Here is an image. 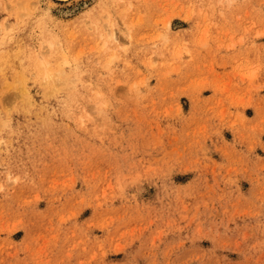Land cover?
<instances>
[{
  "label": "rangeland",
  "instance_id": "374dc122",
  "mask_svg": "<svg viewBox=\"0 0 264 264\" xmlns=\"http://www.w3.org/2000/svg\"><path fill=\"white\" fill-rule=\"evenodd\" d=\"M54 2L0 0V264H264V0Z\"/></svg>",
  "mask_w": 264,
  "mask_h": 264
},
{
  "label": "bare ground",
  "instance_id": "6f19581e",
  "mask_svg": "<svg viewBox=\"0 0 264 264\" xmlns=\"http://www.w3.org/2000/svg\"><path fill=\"white\" fill-rule=\"evenodd\" d=\"M39 1H41V3H42V0H39ZM54 1H59V2H66V1H68V0H54ZM53 0H51V5L53 4V3H56V2H54ZM35 3H36V0H35ZM34 3V4H35ZM39 3V2H38ZM37 4V3H36ZM48 4H50V3H48ZM40 5V4H39ZM47 7H48V5H47ZM109 32V31H108ZM118 32V31H117ZM120 32V31H119ZM110 35V34H109ZM108 35V36H109ZM127 36V35H126ZM116 37V36H115ZM113 39L115 40V38L113 37ZM117 41V40H116ZM33 52V51H32ZM35 56V55H34ZM30 59H32V58H30ZM58 64V67L60 68V63L58 62L57 63ZM41 65H45L43 62L41 63ZM59 70V69H58ZM63 70V69H62ZM44 80L45 81H47V80H49L51 77H52V73L51 72H49V71H47V72H45L44 74ZM48 78V79H47ZM47 79V80H46ZM43 81V80H42ZM23 95V94H22ZM24 97L27 99L28 97L24 94ZM28 101V103L30 102L29 100H27Z\"/></svg>",
  "mask_w": 264,
  "mask_h": 264
}]
</instances>
